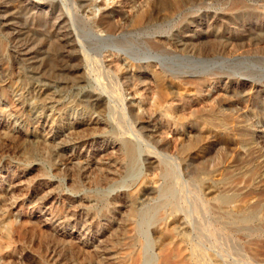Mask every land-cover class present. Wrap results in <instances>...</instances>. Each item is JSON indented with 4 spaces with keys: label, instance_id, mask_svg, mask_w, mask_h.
<instances>
[{
    "label": "rangeland",
    "instance_id": "obj_1",
    "mask_svg": "<svg viewBox=\"0 0 264 264\" xmlns=\"http://www.w3.org/2000/svg\"><path fill=\"white\" fill-rule=\"evenodd\" d=\"M103 1L0 0V264H124L141 250L158 264L146 217L171 179L177 261L186 233L222 264H264V0ZM151 13L141 30L98 23ZM153 36L174 48L153 51ZM214 113L250 127L227 132ZM228 194L262 216L231 223L240 213L216 200Z\"/></svg>",
    "mask_w": 264,
    "mask_h": 264
},
{
    "label": "bare ground",
    "instance_id": "obj_2",
    "mask_svg": "<svg viewBox=\"0 0 264 264\" xmlns=\"http://www.w3.org/2000/svg\"><path fill=\"white\" fill-rule=\"evenodd\" d=\"M160 3V2H159ZM174 3V2H173ZM171 3V4H173ZM184 3V2H183ZM111 3H108L106 0H104L102 2V4L100 6L102 7H108ZM150 4V3H149ZM154 4V1H153ZM166 4V3H165ZM180 5V4H179ZM148 6V4H147ZM170 6V5H169ZM182 6V5H181ZM184 6V5H183ZM164 7V6H163ZM153 8V7H152ZM155 8V7H154ZM165 8V7H164ZM178 8V7H177ZM147 9V8H146ZM157 9V8H155ZM145 10V9H144ZM174 10V9H173ZM134 11V10H133ZM139 13V10L137 11ZM142 12V11H140ZM128 14V13H126ZM147 14V13H146ZM149 14V13H148ZM154 14V12H153ZM153 14L151 13L149 16L147 15H128L126 17V19L124 20V25H117L114 26L110 21H108L107 18L101 17V20L98 22L100 25H105V28L109 31L111 30V32L113 31L114 33H120L123 29H133V30H141L143 28L148 27L151 23H152V17ZM103 15V14H102ZM113 22V21H112ZM151 26V25H150ZM105 31V30H104ZM65 32V31H64ZM26 33V32H25ZM71 37V36H70ZM57 39V37H56ZM68 39V38H67ZM66 39V40H67ZM74 39V38H73ZM166 39V38H165ZM168 39V38H167ZM173 41V40H172ZM171 42V40H170ZM234 42V41H232ZM231 42V43H232ZM72 43V42H71ZM145 43H147L149 45V47L156 52H167L170 51V49L172 50L174 48V45L172 43H166V40L162 39L160 36H153V37H149L146 38ZM55 44V41H54ZM61 44V43H60ZM27 45V44H26ZM25 45V46H26ZM237 45V44H236ZM56 46V45H55ZM219 46V45H218ZM234 47V46H233ZM179 48V47H178ZM61 49V48H60ZM59 49V50H60ZM65 49V48H64ZM70 49V48H69ZM223 49V47H222ZM231 49V48H230ZM66 50V49H65ZM63 51L65 54H70L68 51ZM60 52V51H59ZM117 54V53H116ZM159 54V53H158ZM232 54V53H231ZM67 55V56H68ZM111 55V54H110ZM228 56V55H227ZM69 57H71V54L69 55ZM110 60L108 61V67L111 69H115L116 73H119V67H120V59L117 56H110ZM59 59V58H58ZM66 59V58H65ZM64 59V60H65ZM155 59V58H154ZM63 60V61H64ZM67 62V61H66ZM71 62V61H70ZM69 63V62H68ZM158 63V62H157ZM123 64V63H122ZM58 65V64H57ZM79 65V64H78ZM60 66V65H59ZM58 66V67H59ZM127 66V65H126ZM125 66V67H126ZM64 67V66H63ZM155 67V66H154ZM67 70H70L72 72L77 71V68L75 65H67L66 66ZM65 69V70H66ZM125 71V70H124ZM64 72V71H63ZM65 73V72H64ZM59 74V72H58ZM67 74V73H66ZM77 74V73H76ZM219 74V73H218ZM65 75V74H64ZM74 75V74H73ZM72 75V76H73ZM63 76V75H62ZM130 80L133 81L134 83H136L137 81H139L140 79H138L135 75H130ZM145 77V76H144ZM72 78V77H71ZM70 78V79H71ZM217 78V77H216ZM129 79V78H128ZM147 80V79H146ZM120 81V79H119ZM208 82V81H207ZM206 82V83H207ZM146 83V81H145ZM158 83V82H157ZM137 84V83H136ZM135 85V84H134ZM138 85V84H137ZM213 85V84H212ZM212 85H204L201 87V90L203 91L204 88H206L205 90L209 93H211V91L213 90L214 86L212 87ZM199 86V85H198ZM216 87V86H215ZM217 88V87H216ZM214 91V90H213ZM205 92V91H204ZM214 94V93H213ZM153 95V94H151ZM200 95V94H199ZM222 95V94H221ZM213 98V97H212ZM174 99V98H173ZM179 99H183V98H179ZM152 100V99H151ZM176 101V100H175ZM204 102V101H203ZM202 102V103H203ZM16 103V102H14ZM166 103V102H165ZM181 103V102H180ZM94 104V103H93ZM242 104V103H241ZM246 104V103H245ZM92 105V104H91ZM150 105V104H149ZM167 105V110H166V114H172L171 108L174 105V101L172 100V102L168 101L166 103ZM151 107H153L152 105H150ZM240 106V105H239ZM244 108H248L247 106H242ZM146 108V107H145ZM150 108V107H149ZM147 106V109H149ZM162 108V107H161ZM147 111V110H146ZM150 111V109H149ZM214 111V110H213ZM222 112V111H221ZM242 113V112H240ZM249 113V112H248ZM229 114V113H228ZM206 116V115H205ZM208 116V115H207ZM209 117V116H208ZM207 118V117H206ZM211 119L213 120H219L221 127H223V129H225L227 132H231V130L233 129H244L245 131L248 129V127H250V125L244 126V123H248L250 121H252L253 119H257V116L254 112H250V115L248 118H246V120L248 121H243V120H238L236 118H234L232 115H223L220 113H214L212 116H210ZM239 118V117H238ZM155 120V119H154ZM215 123V122H214ZM213 123V124H214ZM219 124V123H218ZM195 128V127H194ZM252 128V127H251ZM192 130V129H191ZM226 132V133H227ZM235 132V131H234ZM191 133V131H190ZM194 133V132H193ZM160 134L162 135H168L170 134L169 129L167 128V126H162L161 127V132ZM174 134V133H172ZM189 136V135H188ZM170 139V138H169ZM190 146V145H189ZM191 149H193L191 147ZM122 151H123V158L125 160L126 163V167H129L131 164H133V161H137L134 160L136 159L135 155H136V148L134 146V144L132 142H127L123 147H122ZM193 153V152H192ZM197 154V153H196ZM239 163V162H238ZM135 164V163H134ZM133 164V166H134ZM131 167V166H130ZM129 167V169H130ZM235 167V166H234ZM257 165H251L248 166V168L244 171V173L249 174V175H253L256 174L257 171ZM232 169V168H231ZM172 170L168 167H164L163 168V172L166 174H170ZM207 171V170H206ZM218 173V172H217ZM224 174V172H223ZM213 175V174H212ZM220 175V174H219ZM221 177V176H219ZM243 177V176H242ZM210 179V178H209ZM208 180V179H207ZM227 182V181H226ZM177 183L175 179H171L169 181H167L164 185L163 188V194L167 197V200L160 203L157 207H155L154 209H152L146 217V221H150V223L152 222V225H154V229H153V246L156 247L157 251H158V255H159V260H158V264H222V262L220 260H218L217 258L209 255L206 250L204 248H202L200 245H198L197 243L194 242L193 239H191V236L189 234L184 233L183 235H181V238L183 239V242L186 243L183 246V251L185 252L182 255V259L180 261H177V254L175 253L177 250H171L169 249V246L173 243L174 241V236L173 234H168L167 230L168 228H170L171 224H172V215L173 214H177L180 213L182 211V206L180 205V200L179 198L177 199H168V196L174 195V190L176 187ZM229 185V184H228ZM235 188V187H233ZM233 190V189H232ZM231 191V190H230ZM229 191V192H230ZM216 193V192H215ZM211 193H209L210 195ZM227 194V193H226ZM212 196V195H211ZM216 200L219 202L220 204V208L219 209H224L227 206L230 207V211L232 212H239V214H237V216H235V218H230L231 223L233 224H237L238 222L241 221H248L251 218H259L261 217V208L260 205H253V206H245V205H241L236 201V195L235 194H228V195H221V196H217ZM253 200V199H252ZM229 209V208H228ZM163 212V214L161 216L157 215V212ZM175 218V217H174ZM174 220V219H173ZM222 218H218L217 222L222 223ZM180 221V220H179ZM253 221V219H252ZM250 222V221H249ZM198 225V224H197ZM173 226V225H172ZM176 229V228H175ZM174 230V229H173ZM178 233V232H177ZM188 233V232H187ZM182 234V233H181ZM173 235V236H172ZM204 235V234H203ZM120 241V240H119ZM129 241V240H128ZM143 242V241H142ZM119 243V242H118ZM143 245V243H142ZM141 246V245H139ZM119 247V246H118ZM141 248V247H140ZM181 253V252H180ZM133 254V255H132ZM132 255V256H131ZM181 255V254H179ZM130 257L128 259V261H125L124 264H153V259L151 255H147L145 262H144V254L143 251H139L136 255H134L133 251H131L129 253V255H127V257Z\"/></svg>",
    "mask_w": 264,
    "mask_h": 264
}]
</instances>
